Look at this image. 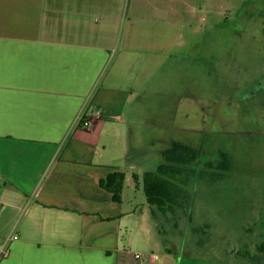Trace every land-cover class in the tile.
<instances>
[{"label":"crops","instance_id":"obj_1","mask_svg":"<svg viewBox=\"0 0 264 264\" xmlns=\"http://www.w3.org/2000/svg\"><path fill=\"white\" fill-rule=\"evenodd\" d=\"M228 4L0 0V242L18 235L0 264H130L149 218L144 123L127 113L146 55L177 57ZM113 171L120 203L99 185Z\"/></svg>","mask_w":264,"mask_h":264},{"label":"rangeland","instance_id":"obj_2","mask_svg":"<svg viewBox=\"0 0 264 264\" xmlns=\"http://www.w3.org/2000/svg\"><path fill=\"white\" fill-rule=\"evenodd\" d=\"M200 25L177 57L146 55L127 112L144 123L131 138L147 153L143 172L164 164L171 141L199 153L183 175L192 212L172 228L147 205L130 264H140L136 253L145 264H264V0H229Z\"/></svg>","mask_w":264,"mask_h":264},{"label":"trees","instance_id":"obj_3","mask_svg":"<svg viewBox=\"0 0 264 264\" xmlns=\"http://www.w3.org/2000/svg\"><path fill=\"white\" fill-rule=\"evenodd\" d=\"M85 119H81L80 125ZM161 155L164 164L155 172L147 171L142 174V192L153 220L158 224V221L163 218L168 227L177 228L182 215H189L192 212V192L189 188H186L185 182H187V179L183 175L189 169L191 171L190 165L196 163L199 153L185 144L171 141L170 147L163 151ZM219 163L224 164L223 160H220ZM133 178L136 186H138V175L133 174ZM124 183L125 174L120 171H113L99 180L101 188L108 191L116 203L122 201ZM156 228L159 235H162L160 224ZM162 244L165 251L173 255L164 238ZM251 258V261L256 259V257ZM255 262L260 264L261 261L257 260Z\"/></svg>","mask_w":264,"mask_h":264},{"label":"built area","instance_id":"obj_4","mask_svg":"<svg viewBox=\"0 0 264 264\" xmlns=\"http://www.w3.org/2000/svg\"><path fill=\"white\" fill-rule=\"evenodd\" d=\"M90 125H91L90 121L85 119L82 122V124H81V128L84 129V130H88L90 128ZM16 239H18V235H10L9 237H7L6 239H4L3 241L0 242V258H2V257L7 255V253H8V243L11 240H16ZM134 258L136 260H139L140 264H145L142 255L136 253V254H134Z\"/></svg>","mask_w":264,"mask_h":264}]
</instances>
